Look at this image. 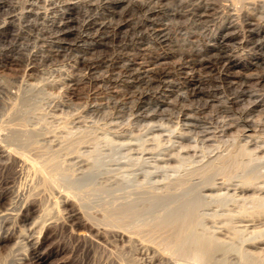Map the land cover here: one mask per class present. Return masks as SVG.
Segmentation results:
<instances>
[{
    "label": "rangeland",
    "instance_id": "rangeland-1",
    "mask_svg": "<svg viewBox=\"0 0 264 264\" xmlns=\"http://www.w3.org/2000/svg\"><path fill=\"white\" fill-rule=\"evenodd\" d=\"M105 6L104 0H0V129L3 122L10 118L7 113L26 94L30 98L31 112L20 118L15 117V120L24 116L28 127L38 129L35 136V139H39H36L37 144L41 149H45L41 146H50L48 150L54 151L61 177L65 178L64 182L68 180L65 185L61 181L62 184H54L52 193L50 189L53 187L49 190L42 188L31 171L19 167L16 171L9 160H0L2 165L3 162L7 164L6 168L0 167V194H6L5 198L8 201L11 199L13 204L9 208H15L12 219H9L10 226L5 224L0 229V235H7L9 231L16 235L22 224L28 227L27 222H21V215L32 206L31 202L28 205L26 199L29 201L31 197L36 199L41 196L36 199V202H41L36 203L38 209L50 203L46 207L54 206L51 214L58 212L57 219V214L54 215L57 222L50 228L52 238H48L46 248L40 251L47 254L46 264H158L165 257L166 261L160 264H181L184 260H177L174 256L170 255L174 259L171 262L169 258H172L165 253L160 254L162 258L156 255V251L153 253L155 255L151 254L152 243L142 240V234H139L140 240L138 234L132 233V230L136 231L132 229L135 226L131 229L126 227L132 232H125L123 237L114 234L116 229L112 228L117 227L105 225L102 219H98L103 216L100 213H104V208L98 207L102 204L98 203L104 204L105 199H112L110 203L107 201L102 205L107 209L119 204V201L134 199L142 188L150 191L152 187L151 191L161 192L176 177L185 178L184 175L191 178L189 182L193 187L188 184L190 194L193 193L192 189L199 188L195 191L198 190L196 195L202 206L199 205L197 209L194 230L197 237L208 241L211 251L216 248V251H212L215 253H211V262L264 264V81L233 75V70L226 68L221 59L222 53H227L231 58L242 55L241 72L264 75V61H252V57L264 54V38L251 37L248 29L241 28L238 33L248 45L239 48L231 40L220 42L212 29L177 25L170 26V30L165 31L166 37H162L152 28L118 26L121 21L131 20L142 12L132 10L126 16H120L115 6ZM10 21L14 24L8 25ZM99 24L106 26L98 28ZM72 30L81 35V39L69 32ZM209 45L216 46V50L209 51ZM148 68L153 69L154 73L146 72ZM162 69L167 70V75L160 74ZM195 83L201 86V90L193 88ZM247 92L252 93L249 95ZM2 105H6V111ZM2 132L0 134H4ZM239 147L246 150L240 158L249 166L246 172H215L211 174V179L208 177V181L201 176L199 178L198 174L190 175L192 177L185 175ZM246 175L251 177L248 183H244ZM34 186L41 189L35 190ZM130 188L137 191H129ZM73 191L86 196L83 198L86 201L91 199L86 203L93 204L94 208H89L85 200L78 199ZM181 195L178 193L180 198L167 203L165 208L160 210L157 207L155 214L177 205L185 199L184 194ZM66 196L69 201H75L83 217L90 216V210L94 217L100 215L95 218L100 224L94 218L87 219L94 224L97 222L95 227L105 229L102 231L106 232L103 239L93 236L74 238L72 233L77 228V221L71 215ZM6 199V203L0 204L1 208L8 207L5 204L10 202ZM80 201H84L86 208L80 206L83 204ZM24 202L27 203L26 207ZM81 210L86 211V215ZM29 212L31 214V209ZM151 213L155 215L153 210L137 218L143 222L148 215V220L152 221L154 217H151ZM137 218L134 217L135 220ZM134 219H130L131 225L132 222L138 225V220L135 222ZM16 220L22 224L15 225ZM123 238L128 242H124ZM132 239L135 244L130 241ZM138 242H141L139 246ZM144 243L151 246L147 245L146 249L142 246ZM22 245L18 247L21 251L13 249L4 264L18 261L28 264L30 252ZM128 245L134 250L129 251ZM0 246V256H3L1 253L4 254L6 248L3 243ZM117 249L120 253V250L125 254L132 253L134 258L132 254H127L130 259H123L126 255H121L119 259ZM167 259L169 263H165Z\"/></svg>",
    "mask_w": 264,
    "mask_h": 264
},
{
    "label": "bare ground",
    "instance_id": "bare-ground-1",
    "mask_svg": "<svg viewBox=\"0 0 264 264\" xmlns=\"http://www.w3.org/2000/svg\"><path fill=\"white\" fill-rule=\"evenodd\" d=\"M104 4L106 6H111V5L113 7L115 6L117 8V12H118V14L120 16H126L132 10H133L132 12H135L136 10L139 11V12H142L140 15H138L137 17L132 18L131 20L125 19L123 22L121 21V23L118 24L119 27H127L128 28L130 26V28H132V29L133 28L134 29L135 28H144V27L145 28H152V30H155L156 32L160 33L162 37H166L165 31L168 30V29L170 30V26L177 25V26H182L184 28L185 27H194V26H198L199 27V26H201V27H204V28L212 29V31L214 30L217 33V36H218L217 39L221 40L220 42L223 43V41L225 42V41H230L231 40V41H234V43L236 45H238L239 48L240 47L244 48V47H246L248 45V42L244 38H241V36L238 33V31H240L241 28L248 29L251 37H255V38L256 37H261V39L264 38V0H104ZM72 6L75 7V4H72ZM135 13H137V12H135ZM12 23H13V21H10L7 24L9 25V24H12ZM97 26H98V28H103V27L106 26V24H99ZM69 32L73 33V34H76L77 38L81 39V35L75 33L73 30L69 31ZM215 47L216 46H213V45L207 46L209 51L210 50H216ZM221 55H222L221 59L223 60L226 68H229V69L233 70V75H236L238 77H243L245 79L257 78L256 80H258V81H262V82L264 81V75L258 76V75H254V73H243V72H241V70H239V69H241V66H242L241 65L242 55H238V56L233 57V58H231V56L228 55L227 53H222ZM184 61H185V59H184ZM252 61H256V62L257 61H264V54H260L259 56L252 57ZM162 63H163V61H162ZM162 66H164V65H162ZM153 68H154V66H153ZM148 71L154 73L153 69H149L148 68V70L146 72H148ZM159 72H160V74L164 73L163 75H167V70L166 69H162V71H159ZM251 72H252V70H251ZM138 77H140V76L138 75ZM162 78H163V76H162ZM165 78H166V76H165ZM148 79H149L148 81L150 82L151 79L150 78H148ZM166 79H169V78H166ZM164 81L166 82V80H164ZM247 82H249V81H247ZM33 84H36V82L33 83ZM30 85H32V84H30ZM154 85H155V83H154ZM194 85L195 86L193 88L195 90H198V89L201 88V86L199 87V85L196 84V83ZM165 86H167V85H165ZM168 86H170V85H168ZM32 87H35V85H32ZM242 89H244V88H242ZM196 92H198V91H196ZM248 92H249V90H248ZM248 92H247V94H249V95H250V93H252V92H250V93H248ZM29 101H30V98H28V96L26 94L22 95L20 97L18 103L14 107H12V109L10 110L9 113H7V115L10 114L11 120L9 118V120L7 121L6 118H3V119H6V122H3V124L1 126H2L3 129L6 130V132H4V130H2V128L0 129V131L2 130L4 132V134H0V160L1 161H4V160L8 161L9 160L11 166L13 167V169L15 168L16 171H17L18 167H19V169L23 168V169L28 170L29 172L31 171L32 174L34 175L35 179H37V184H40V186L42 188H46V190H49L50 187H53L50 190H52V189L54 190V184L56 185L57 183H60V181L63 182V185L68 183L67 179H66L67 181L64 182L65 178L61 177L60 166H59L58 162L55 161L54 151L51 152L50 150H52V149L48 150V147L50 148V146H48V147L47 146H41V147H45V149H41L40 148V145L37 144V140L39 141V139H37V138H36L37 140L35 139V136L37 135V130L38 129L28 127L26 125V123H25L26 120L24 121V116L21 117L23 119L15 120L19 116L27 115V113H29V111L31 110V107H30L31 104H29ZM1 103H3V102L1 101ZM5 106L2 105V108L5 107ZM7 109H8V107H7ZM2 110H4V109H2ZM4 111H6V107H5ZM4 111H3V113H4ZM187 113H188V111H187ZM4 114H6V113H4ZM188 117H186V118H188ZM186 118H185V120H186ZM186 122L188 123V121H186ZM39 132H40V130L38 131V133ZM247 135H249V134H247ZM71 145L72 144H69V146H71ZM245 151L246 150H244L243 147L242 148L239 147L238 149L230 150L229 152L227 151L228 153L226 152L227 153L226 155L221 156V157L219 156L213 161L209 160L211 162L207 161L208 164H207V162L202 164V165H205V164H207V165H205L203 167L198 166L199 168L196 167L197 169L194 168L195 170H193L192 172H191V170L188 171L189 173L191 172L190 174H188V172H187V174H185V175L190 176L192 174H196V175L198 174V177L201 176L202 179H205L206 181H208V177H210V179H211V177H213L211 174H213L215 172H217V174L221 173V172H226V171L231 172L232 170L233 171H236V170L244 171L245 170L244 172H246V169H247L246 167H249V166L246 165L245 162H242L240 160L241 156L245 154L244 153ZM3 164L4 165L1 164L0 167L2 166L3 168H6L7 164L5 165L4 162H3ZM10 164L8 166H10ZM14 171H12V173ZM18 172H20V170ZM25 172H27V171H25ZM29 174H31V173H29ZM13 175H15V174H13ZM25 175H27V174H25ZM209 175H211V176H209ZM182 176L185 177V178H178L179 177L178 176V177H176L177 180L175 178V181L173 183H169L168 184V182H167L166 184H168V187H166L167 185L165 184L166 185L165 186L166 189L164 188L165 190L163 189V191L160 190L161 192L151 191L153 189L152 187H151L150 191H147V189L145 190L144 188H142V189H140L141 192L139 191L140 193L137 192V194H138L137 197L134 196V199L132 198V200H130L128 198L129 200L127 201L124 198L123 200H125V201H119L120 203L116 202V204L117 203H119V204H117L115 206H110V208L107 207V209H106V206L103 207L102 205H105V203L107 201L110 203V201L112 199H110V198L108 200L105 199V201H104L105 203L104 204L103 203H98V205L102 204L101 206L99 205L98 207L104 208V213H100V215L103 214V216L102 215H101L102 217H100V215L98 216L100 218H98L96 215L94 217V214H92V212H90L91 210L89 211V213H90V216L93 215V217L92 216L91 217L90 216H86V218H85V216L83 217L81 215L82 213L80 212L79 207H77V205H75V203H74L75 201L74 202H73V200H72V202L69 201L68 196H66V200L69 202L68 204H69V210L71 211V215L77 221V223H76L77 228L72 233L74 238L86 239V238H90V237L93 236L94 238L96 237V238L101 239L103 237V235L106 234V232L105 233L102 232V231H105V229L102 230V229H99L98 227H95V226L98 223L100 224V222H98V219H102L101 220V221H103L102 223H104V224L106 223V224H108L111 227L112 226L117 227V228H112V229H116V231H114L113 233L116 234V235H120L122 237H123V235H126L125 232L128 231L126 229V227L131 229V227L135 226L132 229H136V231L132 230L133 232L132 231H128V232L129 233H131V232L132 233H136V234H138L137 235L138 238H140V237L144 238V239L140 238V240L142 239V240L147 241V243L148 242L152 243L153 247L151 245L147 244L148 246H151V248H150L151 250L153 248L151 254L155 253V251H156L157 252L156 255H159V256H161L160 254H162V253L164 254L165 253V254H167L168 257H171V256L173 257L174 256V258H176L177 260L180 259V261L184 260L185 262L189 261L188 263H185L183 261V262H181V264L182 263L183 264L184 263L185 264H189V263H191V264H214V262L216 260L214 262H211V261H213V259L211 260V257H212L211 253H215V252H212V251H214V250L216 251V248H213L212 251H211V248L209 247L210 244L208 243V245H207L208 241L205 242V240H203V239L201 240V238L197 237V235H195V230H194V227H195L194 223H195V220H197L195 218H196V215L198 216L197 209H198V207H199V205L201 203L200 198L197 197V195H196V193L198 192L199 188L196 187L194 190L192 189L193 193L190 194V192H189L190 189L189 188L191 186L193 187V185H191V182H189L190 181L189 179H191V178H189L188 176H187L188 178H186V176H184V175H182ZM182 176H180V177H182ZM192 176H194V175H192ZM192 176H190V177H192ZM26 177L28 179H30L29 176H26ZM30 177H31V175H30ZM250 178H251L250 176L246 175L245 178H244V183H248L250 181ZM31 180H32V178H31ZM171 181H173V180H171ZM34 182L35 181H33V183ZM199 183H202V182H200V180H199ZM35 184H36V182L34 183V185ZM37 184H36V186H37ZM60 184H62V183H60ZM188 184L190 185V187L188 186ZM28 185H30V184H27V186ZM126 185H125V187H126ZM31 186H33V185H31ZM36 186H34V187H36ZM68 186L71 187V184H68ZM13 187H14V185H13ZM13 187H12V189H13L12 192L14 193V188ZM41 187L38 186V188L36 187L35 190H37V189L40 190ZM122 187L120 189H122ZM125 187L123 189H125ZM200 187H202V186H200ZM138 188H141V187H138ZM9 189H10V187H9ZM21 189H23V188H21ZM32 189H33V187H32ZM32 189L30 188V190H32ZM196 189H198V190L195 191ZM53 190H52V193H53ZM96 190L98 191V189H96ZM115 190H117V188H115ZM128 190L130 191V190H132V188H130ZM128 190H127V192L130 193ZM133 190H134V188H133ZM154 190H156V189H154ZM41 191L45 192V190L44 191L41 190ZM136 191L137 190H135L133 192H136ZM9 192H10V190H9ZM15 192H18V190L15 191ZM177 192L182 194V195L184 194L185 199L179 201L177 205L169 207L170 209L167 208V209H165L164 212L162 211V212H159V213L155 214V209L157 207H159L157 209H160L162 207L165 208V206L168 205L167 203H169V202H171L173 200L177 201L180 198L178 196ZM0 193H1V191H0ZM38 193H39V191H38ZM73 193H75V192L73 191ZM121 193L124 194V192H121ZM194 193H195V195H194ZM9 194H11V192ZM46 194L48 195V193H46ZM75 194H77V193H75ZM94 194H97V192H95ZM123 194L121 196H123ZM134 194H136V193H134ZM198 194H200V193H198ZM35 195H34V198H35ZM77 195L79 197H81V198H79L77 196L78 199L85 200L83 198L84 197L86 198V196H80L79 193ZM126 195H128V194H126ZM5 196H6V194H5ZM5 196L3 194H0V204L1 205L6 203L5 202V199H6ZM26 196H28V195H26ZM30 196L31 195H29V197ZM61 196H62V194H61ZM118 196L116 194L115 197L118 198ZM45 197H46V195H45ZM87 197L90 198L89 196H87ZM11 198H13V197H11ZM25 198L26 197H24V199ZM39 198H41V196ZM36 199H32V197H31V199L28 201V198H27L26 199L27 203L31 202L32 206L29 207V209L25 208V209H27L29 211L31 209V211H32L31 214L33 213V214H35V216L34 215L31 216L29 211H28L29 213L27 211H25V213H23L21 215V222L25 223V224L27 222V224H29V226L26 227L24 224L18 222V223L23 225V226L20 225V227L18 225V227H19L18 229L19 230L17 229L18 232H16L18 234L14 235L13 231H9V234H7V235L6 234L0 235V244L3 243V245L6 248L5 249L6 252H4L5 255L3 253H1L3 256H0V264H4V262L7 261L6 259L9 256V254L13 251V249L18 248V247H23V245L21 246V244H24L25 247L28 248V250H29L28 252H30L31 260L30 261L28 260V264H46L47 254H42L40 251L43 249V247H45V245L47 243V240L50 237V232H52V231H50V228L54 227L56 222H57V221L54 220V215H56L58 212L55 213L54 215L51 214V210H52V208L54 206L52 208L51 207H46V205H49L50 203L46 204L45 208L43 206V209L41 207H40L41 209H38L37 206H39V205L36 206V203L37 202L39 203L40 200H38L36 202ZM34 200H35V202H34ZM63 200H64V198H63ZM89 200H91V199H87V201L85 200V204L90 208V207H93V204H87V203H89L88 202ZM6 201H8V200L6 199ZM8 202L11 203V199ZM90 202H93V201H90ZM202 202H203V199H202ZM10 203L5 204L8 207H4V206L2 208L0 207V229L3 228L5 226V224H9L10 223V221H9L10 218L12 219L11 216H12V212H13L14 206H12L13 208H9V205H13L12 203L11 204ZM27 203L24 202L25 207H26ZM29 203H28V205H29ZM33 203H35V205ZM22 204H23V202L20 205H18V206H21ZM80 204H82L80 206H83L84 205V201H82V202L80 201ZM52 205H53V202L51 203V206ZM86 205L83 206V207L86 208ZM94 205H97V204L94 203ZM172 205H174V204H172ZM200 206H202V204ZM10 209L12 211H10ZM53 210H54V208H53ZM82 210H84V209H82ZM153 210H154V214L155 215H153L152 213L151 214L153 216L150 215L151 217H154L152 219V221H151V219L148 220V218H149L148 215L147 216L145 215L146 216L145 218L147 220L144 219V217L141 218V219L146 220V221H143V222H141L140 218H137V216L142 215V214L144 216V213H148V212L150 213V212H153ZM86 211H88V210H86ZM86 211H84V212L82 211L84 213V215H86L85 214ZM52 212H54V211H52ZM87 215H89V214H87ZM57 216H58V214L55 217L56 219H57ZM87 217L89 219L90 218H94L93 220H97L98 223L96 222L94 224L93 221L91 220L92 223H93L92 224L91 221L87 219ZM134 217L137 218L138 223H139L138 225H135L134 222H132V225H131L130 222H131L132 218L134 219ZM59 218H58V220H59ZM73 218H72V220H73ZM95 218H98V219H95ZM137 220L134 219L135 222H137ZM139 220H140V222H139ZM61 221L62 220H60V222ZM88 221H90L91 224ZM147 221H149V222H147ZM15 223H16L15 225L18 224L17 220H16ZM133 223H134V225H133ZM10 224L8 226H10ZM129 224L131 225L130 227L127 226ZM57 225H60V223L57 224ZM58 228H59V226H58ZM101 228H103V227H101ZM108 228H110V227H108ZM7 229H9V227ZM15 229H16V227H15ZM11 230H14V229H11ZM60 230H62V229H60ZM5 231L6 230H4L3 232H5ZM70 232H72V231H70ZM7 233H8V230H7ZM113 233H111V234H113ZM139 234H142V235L140 236ZM105 236L108 237V235H105ZM133 237H131V238H133ZM50 238H52V236ZM125 238H128V237H125ZM123 240H124V238H123ZM125 241H127V240L125 239L124 242ZM130 241H133V239L130 240ZM92 242H93V240H92ZM132 243H134V241ZM140 243L141 242H138V246H139ZM122 244L124 245V243H122ZM129 244L131 245V242H129ZM147 245H145V243H144V245H142V246L146 247ZM142 246H141V249H142ZM212 246H214L213 243H212ZM25 247H24V249H25ZM130 247L131 248H129V245H128L129 251L132 249V246H130ZM119 248H121V246ZM20 249L18 248L19 251H21ZM121 249H123V248H121ZM146 249H147V247H146ZM22 250H23V248H22ZM123 250H128V249L125 248ZM132 250H134V249H132ZM120 251H121V253H124V252H122V250H120ZM18 252H17V255H20V253L18 254ZM22 253L24 254V252H22ZM117 253L120 254L118 256V258L121 255L122 256L126 255V257L123 258V259H126L128 257L127 254H130V255L132 254L130 252H127L126 254L125 253L121 254L119 252V250H118ZM23 254H21V255H23ZM15 255H16V253H15ZM147 255H149V253ZM153 255H155V254H153ZM131 256L134 258L133 254ZM152 256L150 255V257H152ZM164 256H166V255H164ZM20 257H22V256H20ZM26 257H27V255H26ZM116 257H117V255H115V258ZM132 257H131V259H133ZM136 257H138V255ZM156 258L158 259V256H156ZM160 258H162V256ZM166 258L167 257H165V260H164V258H162V261H166ZM23 259L24 258H22V260ZM119 259H121V258H119ZM126 260H123V261H126ZM133 260H131V261H133ZM171 260L173 261L174 259L173 258L172 259L169 258V261H171ZM15 261H16V259H15ZM138 261L139 260H137V262ZM162 261H159V262H162ZM167 261H168V259H167ZM169 261L165 262V263H169ZM159 262H158V264H160ZM18 263L20 264L19 261H18ZM18 263H15V264H18ZM128 263L133 264L132 262H128ZM173 263H176V262H173ZM173 263H171V264H173ZM177 263H178V261H177ZM221 263H222V261H221ZM25 264H27V263H25ZM120 264H122V263H120ZM161 264H163V263H161Z\"/></svg>",
    "mask_w": 264,
    "mask_h": 264
}]
</instances>
